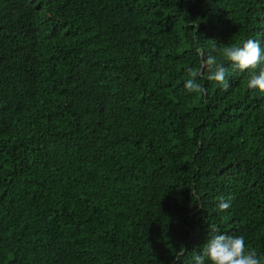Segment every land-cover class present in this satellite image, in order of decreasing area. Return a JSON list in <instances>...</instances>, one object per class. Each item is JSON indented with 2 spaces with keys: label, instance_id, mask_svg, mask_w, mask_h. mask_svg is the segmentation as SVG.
Segmentation results:
<instances>
[{
  "label": "trees",
  "instance_id": "1",
  "mask_svg": "<svg viewBox=\"0 0 264 264\" xmlns=\"http://www.w3.org/2000/svg\"><path fill=\"white\" fill-rule=\"evenodd\" d=\"M247 39L264 0H0V264L264 258V92L216 51ZM201 53L227 89L185 90Z\"/></svg>",
  "mask_w": 264,
  "mask_h": 264
},
{
  "label": "clouds",
  "instance_id": "2",
  "mask_svg": "<svg viewBox=\"0 0 264 264\" xmlns=\"http://www.w3.org/2000/svg\"><path fill=\"white\" fill-rule=\"evenodd\" d=\"M41 43L40 40L36 44ZM223 60L236 65L241 71L252 70L247 79L249 89H258L264 92V48L254 39H247L239 44L225 45L216 50ZM202 63L200 69L187 67L188 79L184 81V88L188 93H203L205 91L198 77L215 82L227 89V69L217 55L211 53L206 56L201 53ZM258 69V71H256ZM230 201L223 198L218 203V210L227 211ZM179 261V257H176ZM194 264H264V258L259 256L255 249L247 247L242 235H230L221 232L219 228L209 230L208 238L199 252L193 253Z\"/></svg>",
  "mask_w": 264,
  "mask_h": 264
}]
</instances>
